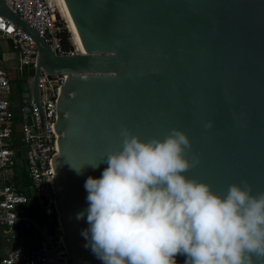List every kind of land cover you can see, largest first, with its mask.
Wrapping results in <instances>:
<instances>
[{"label": "water", "instance_id": "obj_1", "mask_svg": "<svg viewBox=\"0 0 264 264\" xmlns=\"http://www.w3.org/2000/svg\"><path fill=\"white\" fill-rule=\"evenodd\" d=\"M59 1L77 53H55L4 0L0 16L34 42L32 74L21 78L28 124L33 104L42 128L39 72L63 75L49 166L66 264H103L85 247L86 212L77 214L88 207L86 179L107 167L87 164L122 146V127L141 138L179 128L199 158L189 177L221 194L242 181L264 191V0ZM70 164L85 167L78 175Z\"/></svg>", "mask_w": 264, "mask_h": 264}, {"label": "clouds", "instance_id": "obj_2", "mask_svg": "<svg viewBox=\"0 0 264 264\" xmlns=\"http://www.w3.org/2000/svg\"><path fill=\"white\" fill-rule=\"evenodd\" d=\"M212 126L211 122L205 125ZM122 146L108 150L84 183L88 227L82 235L103 264H254L264 260V191L247 181L225 193L189 177L191 141L173 127L164 136L141 138L120 129ZM79 175L83 168H74Z\"/></svg>", "mask_w": 264, "mask_h": 264}, {"label": "built area", "instance_id": "obj_3", "mask_svg": "<svg viewBox=\"0 0 264 264\" xmlns=\"http://www.w3.org/2000/svg\"><path fill=\"white\" fill-rule=\"evenodd\" d=\"M5 4L26 21L51 49L58 54L77 53L76 46L64 51L57 37L60 26L56 22V7L52 0H4ZM0 37L8 38L18 53L19 64L33 67L36 50L31 37L13 23L0 16ZM62 74L39 72L37 85L40 90L42 128L39 127L37 109L32 104V123L25 119L19 124L24 158L36 214L25 213L26 197L6 183L19 147L9 146L13 130L12 111L8 99L0 97V225L4 227V240H19L20 228H33L38 234L35 245L13 247L0 258V264H66L67 255L62 242V230L57 220L49 158L56 153L52 130L53 106ZM8 86L6 71L0 67V92ZM31 126L34 130H31Z\"/></svg>", "mask_w": 264, "mask_h": 264}, {"label": "crops", "instance_id": "obj_4", "mask_svg": "<svg viewBox=\"0 0 264 264\" xmlns=\"http://www.w3.org/2000/svg\"><path fill=\"white\" fill-rule=\"evenodd\" d=\"M0 67L6 71L7 78H8V86L4 91L0 92V97H4V98L8 99V101H9V106H10V109L12 111V122H13V116L14 115L20 116L21 121L19 120L15 125V128L20 133L19 124L23 121V119H25V116L21 110V106H22L21 96H20V94L22 92V90H21V82H22L21 78H22V76L31 75L32 73L30 74V73H28V71L32 68L20 65L19 61H18V53L12 47L10 40L8 38H1V37H0ZM10 144H11V138H10L9 146H10ZM17 147H19V149H20L22 147V142H21L20 146L11 147V148H17ZM18 156H20L21 158H23L25 160V158L21 156L20 151H17L15 154L14 164H13L12 168L6 174L7 175L6 183H8V184H10L9 181H10V178L13 174V168L16 165V163H18L20 160V158H18ZM25 166H26V161H25ZM26 170H27V168H26ZM0 184H1V179H0ZM37 238H38V234H37ZM36 243H37V241L34 242V244H36ZM27 244H28V241L24 240V238L20 236V231H19V240L12 241V242L11 241L10 242L5 241L4 240V227L2 225H0V258L2 256H4L5 253L9 249H11L13 247H23V246H26ZM30 245H33V244H30Z\"/></svg>", "mask_w": 264, "mask_h": 264}, {"label": "trees", "instance_id": "obj_5", "mask_svg": "<svg viewBox=\"0 0 264 264\" xmlns=\"http://www.w3.org/2000/svg\"><path fill=\"white\" fill-rule=\"evenodd\" d=\"M56 22L60 26V30L57 32V37L59 41V45L62 50L67 51L72 49V44L69 39V33L66 30V27L63 25L61 20L56 17ZM32 68V67H31ZM33 69H30L28 73H32ZM20 120V116L14 115L13 116V130L11 135V147H16L21 145V135L19 131L15 128L16 123ZM21 121V120H20ZM20 158L19 162L13 168V174L10 178L9 183L14 187V189L20 193H22L26 197L25 203V213L30 217H35L36 214V205L35 200L31 191V181L28 177L25 160ZM20 236L24 238V240L28 241V244H34L38 240L37 233L33 228H20ZM27 244V245H28Z\"/></svg>", "mask_w": 264, "mask_h": 264}, {"label": "rangeland", "instance_id": "obj_6", "mask_svg": "<svg viewBox=\"0 0 264 264\" xmlns=\"http://www.w3.org/2000/svg\"><path fill=\"white\" fill-rule=\"evenodd\" d=\"M52 1H53L54 5H55V7H56V14H57V16H58V19L61 20V22H62L63 25L66 27V30H67L68 33H69V39H70V41H71V44H73V46H76V45H75L76 43H75V41H74V38L72 37L71 32L69 31V29H68V27H67V23H66L65 19L63 18V16H62L61 13H60V10H59L58 4H57V0H52ZM35 233H36V231H35Z\"/></svg>", "mask_w": 264, "mask_h": 264}, {"label": "bare ground", "instance_id": "obj_7", "mask_svg": "<svg viewBox=\"0 0 264 264\" xmlns=\"http://www.w3.org/2000/svg\"><path fill=\"white\" fill-rule=\"evenodd\" d=\"M57 4H58V7H59V10H60L61 15L63 16V18L65 19V21H66V23H67V27H68V29H69V31L71 32V29H70V27H69L68 21H67V19H66V16H65V14H64V11H63V9H62V6H61L59 0H57ZM71 35H72V32H71ZM72 37H73V35H72ZM75 45H76V44H75ZM76 48H77V46H76ZM77 50H78V49H77Z\"/></svg>", "mask_w": 264, "mask_h": 264}]
</instances>
